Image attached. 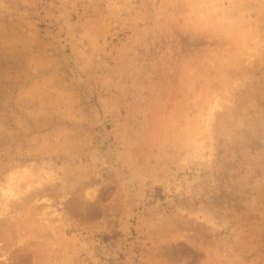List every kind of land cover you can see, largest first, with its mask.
I'll use <instances>...</instances> for the list:
<instances>
[{
	"label": "rangeland",
	"instance_id": "1",
	"mask_svg": "<svg viewBox=\"0 0 264 264\" xmlns=\"http://www.w3.org/2000/svg\"><path fill=\"white\" fill-rule=\"evenodd\" d=\"M0 264H264V0H0Z\"/></svg>",
	"mask_w": 264,
	"mask_h": 264
},
{
	"label": "bare ground",
	"instance_id": "2",
	"mask_svg": "<svg viewBox=\"0 0 264 264\" xmlns=\"http://www.w3.org/2000/svg\"><path fill=\"white\" fill-rule=\"evenodd\" d=\"M10 186H11V185H10ZM10 186H9V187H10ZM11 189H12V188H10V189H9V195H11V196H12V195H13V192H12V190H11ZM87 194H88L89 196H91L90 198H93V197H94V195H95V194H94V191H93V190H91V189H89V190L87 191Z\"/></svg>",
	"mask_w": 264,
	"mask_h": 264
}]
</instances>
